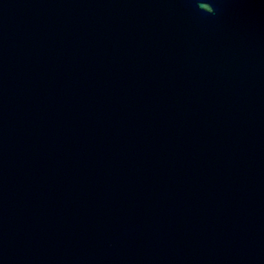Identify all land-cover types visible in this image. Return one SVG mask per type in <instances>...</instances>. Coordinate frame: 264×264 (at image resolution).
I'll use <instances>...</instances> for the list:
<instances>
[{
  "label": "water",
  "instance_id": "obj_1",
  "mask_svg": "<svg viewBox=\"0 0 264 264\" xmlns=\"http://www.w3.org/2000/svg\"><path fill=\"white\" fill-rule=\"evenodd\" d=\"M0 264H264V0H0Z\"/></svg>",
  "mask_w": 264,
  "mask_h": 264
}]
</instances>
